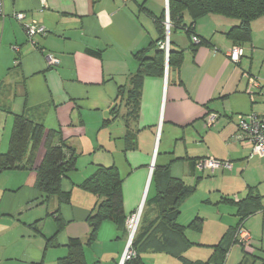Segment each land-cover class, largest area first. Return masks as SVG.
Returning <instances> with one entry per match:
<instances>
[{"label": "crops", "instance_id": "obj_1", "mask_svg": "<svg viewBox=\"0 0 264 264\" xmlns=\"http://www.w3.org/2000/svg\"><path fill=\"white\" fill-rule=\"evenodd\" d=\"M45 4L4 1L0 154L9 149L15 119L25 117L42 124L45 133L56 132L51 142L74 151L76 169L61 182L62 190L70 193L68 204L56 197L44 201L35 188L44 141L33 152L32 167L0 171V264H57L66 256L70 239L85 244L90 233L87 216L96 197L80 185L97 166L117 169L127 217L141 205L143 210L145 201L156 195L151 181L155 166L169 165L173 178L192 186L194 192L181 204L177 223L187 227L199 219L201 230L194 232L195 238L185 230L191 244L185 252L192 245H234L232 235L240 222L257 240L254 226L259 218L264 240V159L252 155L251 146L237 132V115L264 114V100L256 96L250 101L243 77L247 72L264 83V16L251 23V40L242 45L237 65L225 55L233 45L227 34L238 25L234 19L221 15L198 19L194 33L207 45L195 49L183 29L170 32L171 49L182 52L180 63L171 68L167 63L162 77L144 78L136 118H128L121 104L114 119L110 108L117 103V89L137 70L133 55L157 38L156 19L165 13L167 0H45ZM16 12L24 15L23 22L13 18ZM30 22L47 31L33 42L23 28ZM48 56L58 64L49 65ZM210 113L219 118L207 126ZM129 134L132 144L127 149ZM205 157L232 162L233 167L213 174L197 172L193 161ZM155 216L153 208H145V224ZM57 217L64 223L58 233ZM205 231L209 237H203ZM55 235V243H48ZM127 237V225L103 222L95 242L83 248L86 264H121ZM157 255L173 258L147 251L141 259L144 264H181L175 258L176 263L162 262ZM241 262H246L244 256Z\"/></svg>", "mask_w": 264, "mask_h": 264}, {"label": "trees", "instance_id": "obj_2", "mask_svg": "<svg viewBox=\"0 0 264 264\" xmlns=\"http://www.w3.org/2000/svg\"><path fill=\"white\" fill-rule=\"evenodd\" d=\"M168 14L170 32L181 28L190 41L192 36H196L194 25L198 19L207 15H221L234 19L238 25L229 31L227 37L233 45L242 46L251 40V23L264 16V0H168ZM164 20L165 13L156 19L157 38L147 48L133 55L138 64L137 70L129 77L126 85L119 86L117 89L115 100L117 103L110 108V114L114 119L119 113L121 104L126 108L128 118H136L144 78L163 76L166 65L165 54L159 44L165 38ZM204 45H207V42L202 39H199V44L191 41L193 49ZM181 56L182 52L171 49L170 42L168 68L177 66ZM55 133L54 131L45 133L42 124L25 117L16 118L9 149L6 153L0 154V171L13 170L21 166L32 167L33 152L41 141H44L45 153L35 170V188L41 192L44 201L56 197L61 203L68 204L70 193L62 190L61 182L76 169L77 157L74 151L64 143L51 142ZM131 136V134L126 136L127 149L132 144ZM197 160L199 159L193 161V167ZM151 181L156 188V195L144 203L131 243L134 256L125 260L123 264H144L141 254L147 251L166 253L179 260L181 264H225L226 255L231 246L229 243L213 246L212 256L206 262L190 261L184 256L191 245L185 238V230L189 229L193 232L201 230L199 219L193 220L187 227L177 223L181 204L194 192V188L186 185L181 179L173 178L169 172V165L155 166ZM121 183V177L113 166H97L96 170L82 182L80 188L96 197V203L87 216L90 233L85 244L79 239H70L67 243L66 256L60 258L57 264H86L83 248L95 242L97 231L103 222L112 221L117 227L126 226L128 217L123 211ZM145 208H153L156 214L154 220L148 221V224L144 221ZM56 223L58 233L64 223L60 217L56 218ZM240 226H243V222H240L234 230L233 244H236L235 236ZM55 237L56 235L48 243L54 244Z\"/></svg>", "mask_w": 264, "mask_h": 264}, {"label": "built area", "instance_id": "obj_3", "mask_svg": "<svg viewBox=\"0 0 264 264\" xmlns=\"http://www.w3.org/2000/svg\"><path fill=\"white\" fill-rule=\"evenodd\" d=\"M4 1L5 0H0V16L3 14ZM39 1L41 3V6L44 7L46 5L45 0ZM13 18L18 22H23L24 15L20 12H16L15 14H13ZM164 27L165 38L159 44V46L160 49L164 51L165 62L167 63L170 50V21L167 4L165 8ZM23 28L25 30L26 37L30 42H33L36 36H43L47 32L45 27L37 24L36 22L24 23ZM191 41L194 44H199V39L197 36H192ZM225 55L230 63L237 65L243 57V47L241 45H232L231 48L225 53ZM47 62L52 66L58 64V60L52 58L51 56L47 57ZM243 77L246 80L245 91L250 101L254 102L256 96L261 97L264 100V83L261 81V79L247 72H243ZM218 118V113H210L206 119L207 126H212L215 122H217ZM237 132L238 137L251 146V154L257 156L260 159H264V114L258 115L256 113H250L248 115H237ZM194 168L197 172L200 173L207 170L210 172V174H213L215 170L230 171L232 169V164L229 161L205 157L197 160L194 164ZM141 210L142 205L126 220L128 237L126 247L121 258V264H123L125 260H128L134 256V252L131 250V243L137 229ZM235 237L236 244L240 245L247 253L253 254L254 247L252 238L243 226H240L237 229Z\"/></svg>", "mask_w": 264, "mask_h": 264}, {"label": "rangeland", "instance_id": "obj_4", "mask_svg": "<svg viewBox=\"0 0 264 264\" xmlns=\"http://www.w3.org/2000/svg\"><path fill=\"white\" fill-rule=\"evenodd\" d=\"M259 79H261V78L259 77ZM231 164L233 167L232 162H231ZM210 179L213 180L214 178H210ZM232 193H237L238 196H240V195L242 196L244 194L243 192H237L236 190H233ZM237 195H235V196L237 197ZM235 196H233V198ZM226 208L227 207H225V209ZM260 220H262V219L259 218V222L256 223V225L254 226V230L258 234V238H256L257 240L252 239L253 247H254L253 253L256 252L254 254V256H253V254H249V253L245 252L244 250H242V247L240 245L234 244L231 246V248L229 249V251L226 255V264H242L241 260H242L243 256L246 259V262L243 264H253V262H255L254 264H264V240H261L262 232L260 230V224H261ZM206 231H207V229H206ZM206 231L203 233L204 238L209 237L208 235H205ZM187 234L191 238L197 237L196 233H194L192 231H188ZM212 251H213L212 247L192 245L191 248L187 252H185V255L192 261L206 262L212 256ZM160 258H163L162 262L165 261V262L176 263L179 261V260L177 261L173 258L164 256V255H161V256L157 255V260H160ZM227 259H228V262H227Z\"/></svg>", "mask_w": 264, "mask_h": 264}, {"label": "water", "instance_id": "obj_5", "mask_svg": "<svg viewBox=\"0 0 264 264\" xmlns=\"http://www.w3.org/2000/svg\"><path fill=\"white\" fill-rule=\"evenodd\" d=\"M167 5H168V0H167ZM167 61H168V60H167ZM167 63H168V62H167ZM167 63H166V64H167Z\"/></svg>", "mask_w": 264, "mask_h": 264}]
</instances>
